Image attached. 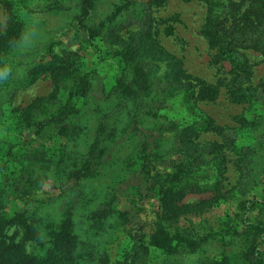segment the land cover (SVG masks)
I'll use <instances>...</instances> for the list:
<instances>
[{
	"label": "trees",
	"instance_id": "obj_1",
	"mask_svg": "<svg viewBox=\"0 0 264 264\" xmlns=\"http://www.w3.org/2000/svg\"><path fill=\"white\" fill-rule=\"evenodd\" d=\"M93 1L77 2L75 7L78 14L72 24L78 31H83L85 38L97 49L121 60L109 91L101 98L111 96L118 100V108L125 109L129 116L127 125L123 128L128 129L129 133L135 131L141 137L135 156L139 178L145 186L146 194L157 188L160 195L158 212L151 221L148 241L146 244H132L122 260L112 261L101 240L82 241L74 232L71 210L75 199H70L71 204H62L56 218L52 219L46 215L39 216L41 209L51 199L44 200L36 195L35 185H27L25 188L18 186L21 179L17 174L23 163L43 164L49 161L47 153L50 149L45 142L53 137L72 143L85 138L82 142L84 146H79L80 152L70 158V163L67 158L69 151L65 152V148L53 158L55 167L58 166L56 173L60 176L64 191L77 187L82 181L99 178L100 170L106 162L103 157L107 153V142L117 136L115 122L113 125L96 120L83 139H80L84 129L72 127L71 121L79 112L77 102L84 100L89 94L91 73H77L78 66L73 67L74 56L58 54L51 58V61L55 58L54 62L33 65L29 70L32 72H27L30 78L27 84L42 72L48 71L54 86L65 79L70 81L66 97L53 103L51 97L36 98L27 107L14 110L18 124L15 126V134L21 135L24 129L30 134L29 139L38 144L32 146L23 143L24 146L14 150L9 147L3 155L4 161L0 159V264H127L126 258L135 255L132 252H141V257L149 256L152 250L171 255L194 254L209 238L189 224L184 228L177 224L187 217L199 216L216 203L215 195L217 196L223 172V158L220 157V163L214 168L215 182L208 185L198 183V171L208 162L205 161L203 149L197 147L199 142H195L199 134L218 130L195 107L196 102L213 101L217 96L216 89L197 78L185 75L180 64L153 42L151 18L146 14V9H142L141 16L137 17L143 26L136 36L123 38L119 34L120 28L113 22L128 6L133 5L128 0L113 3L111 12L97 26L85 27ZM164 1L148 0L146 4L158 6ZM24 3L25 0H4L3 5L10 14L11 22L7 32L0 38V51L6 50V46L16 39L23 27V18L17 12L26 8ZM205 4L207 13L201 33L207 45L215 51L212 56L215 63L226 61L233 73L229 89L231 102H248L259 109L253 116V128L257 132L250 144L238 147L231 139L224 137L217 146L237 156L240 161L244 158V174L253 177V172H264V78L252 88H241L240 85L250 74L243 52L250 50L264 54V0H205ZM53 5L46 9L57 7ZM0 62H3L1 58ZM158 64L159 76L153 77L151 72L158 70ZM160 64L163 65L161 69ZM169 94L171 96L167 97ZM172 96L180 97V103L185 107L190 122L182 126L160 124L158 129L160 137L164 132L174 131L175 150L182 157V163L171 169L156 168L154 165H146L148 157H144L156 153L158 146L153 143L158 139L151 138L152 142L147 140L148 133L152 130L137 129V132L135 129L146 122L143 119L145 116L157 117L160 114L162 118L163 108ZM46 106H50L51 110H47ZM143 169H147L148 173L144 172L143 175ZM35 182H39L38 176L35 177ZM204 192L213 195L193 204L181 203L186 195ZM260 193L261 199L252 197L239 201L232 218L222 221L215 232L221 246L238 248L240 263L243 264H264V187ZM10 198L20 200L22 205L20 211L7 217L3 209ZM110 204L109 201L101 202L97 210L91 212L92 219L104 222L110 215L116 214L117 221L121 220L122 223L126 213L116 212ZM12 226L17 232L13 237L5 236L3 232ZM98 229H103V225L98 226ZM27 245H31L30 251H25ZM219 263L230 262L228 258H223L217 261Z\"/></svg>",
	"mask_w": 264,
	"mask_h": 264
},
{
	"label": "rangeland",
	"instance_id": "obj_2",
	"mask_svg": "<svg viewBox=\"0 0 264 264\" xmlns=\"http://www.w3.org/2000/svg\"><path fill=\"white\" fill-rule=\"evenodd\" d=\"M78 1L25 0L26 8L20 13L17 12L23 18L24 25L16 39L6 46V50L0 51V58L3 61L0 62V71L5 68L8 70L6 80L0 81V159L4 161L3 155L9 147L14 150L24 146L23 143L32 146L38 144L29 139L30 134L24 129L21 135L15 134L17 133L15 126L18 124L14 110L27 107L36 98L51 97L53 103L67 95L70 81L65 79L54 86L48 71L42 72L27 84L30 79L28 73L32 72L29 71L31 67L50 62L54 55L74 56L73 67L78 66L77 73L90 72L91 81L89 94L84 100L77 102L79 112L71 124L72 127L84 129L80 138L83 139L96 120H103L109 124L115 122L118 132L116 138L107 142V153L103 157L106 162L100 170L99 178L82 181L77 187L66 192L64 186L61 187L60 176L56 173L58 166L55 167L53 158L65 148V152L69 151L67 158L70 163V158L80 152L79 146H84L82 142L85 138L72 143L53 137L45 142L50 149L47 153L49 161L43 164L23 163L19 167L20 173L17 174L21 179L18 186L25 188L27 185H35L36 195L44 200L51 199V202L41 209L39 216L46 215L52 219L56 218L62 204H71L70 199H75L71 216L74 232L79 240L86 242L87 239L92 242L101 240L110 260H122L132 244L139 242L146 244L148 241L152 229L151 221L158 212L160 195L157 188L146 194L145 186L139 178L135 156L141 137L135 131L129 133L128 129L123 128L127 125L129 117L125 109L118 108L120 105L114 97L101 98L109 91L115 73L121 66V60L104 53L100 48L97 49L85 38L83 31H78L74 27L72 23L78 14L75 7ZM117 1L119 0H94L84 26L88 28L97 26L102 18L111 12L112 4ZM128 1L133 5L128 6L113 22L120 28L119 34L123 38L136 36L143 26L137 17L141 16L142 9H146V14L151 18L153 42L180 64L185 75L197 78L216 89L217 96L213 101L195 103L196 109L207 116L218 129L216 132L199 134L195 139V142L200 144L197 147L203 149L205 161L208 162L198 171V183L208 185L215 182L214 168L220 163V157L223 158V172L217 196L215 195L216 203L199 216L178 221L177 225L182 228L189 224L200 234L205 233L209 236L196 253L171 255L151 249L150 255L144 257H141V252H132L135 255L127 257L126 263L217 264V261L228 258L230 262L228 264H243L240 263L238 248L221 246L215 232L222 221L232 218L239 201L252 197L261 199L264 172H253V177L245 175L244 158L240 161L237 156L224 151V148L220 149L217 144L224 137L231 139L238 147L250 144L257 132L253 128V116L259 109H255L256 107L248 102L238 104L230 100L229 89L232 86L233 73L230 72L226 61L215 63V59L212 58L215 51L207 45L201 33L207 13L205 0H165L158 6H148L146 4L148 0ZM3 2L4 0H0V38L7 32L11 22L10 14ZM53 4L57 7L46 9ZM243 58L250 67V74L240 87L252 88L264 78V54L247 50L243 52ZM53 60L51 62H54ZM157 68V71L151 72L153 77L159 76V64ZM169 96L171 94L167 97ZM46 108L51 110L50 106ZM163 111L162 118L160 114L157 117L145 116L143 119L146 122L138 125L135 130H152L148 133L147 140L152 142L151 138L158 139L153 143L158 146L156 153L144 157V159L148 157L146 165L171 169L182 163V157L175 150L174 131L164 132L160 137L158 127L160 124L168 123L182 126L189 123L190 119L185 113V107L180 103L179 96L170 97ZM144 172L148 173V170L143 169V175ZM36 176L39 177V182L34 183ZM212 195L210 192L189 194L181 203L193 204ZM105 201L111 202L110 206L116 212L126 213L127 216L123 218L122 223L121 220L117 221L116 214L110 215L104 222L92 219L91 212L96 211L98 205ZM21 205L20 200L10 198L4 205L5 215L11 217L20 211ZM100 225H103V229H98ZM15 232L17 229L12 226L3 233L7 237H13ZM31 249V245L25 246V251Z\"/></svg>",
	"mask_w": 264,
	"mask_h": 264
},
{
	"label": "clouds",
	"instance_id": "obj_3",
	"mask_svg": "<svg viewBox=\"0 0 264 264\" xmlns=\"http://www.w3.org/2000/svg\"><path fill=\"white\" fill-rule=\"evenodd\" d=\"M27 37H25L26 39ZM8 75V70L5 68V70L0 71V81H5L6 77Z\"/></svg>",
	"mask_w": 264,
	"mask_h": 264
}]
</instances>
